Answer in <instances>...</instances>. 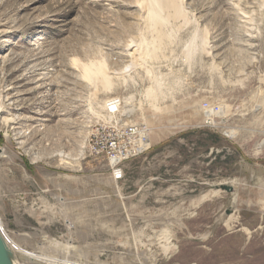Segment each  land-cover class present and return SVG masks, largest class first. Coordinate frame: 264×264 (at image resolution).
I'll use <instances>...</instances> for the list:
<instances>
[{"label":"rangeland","instance_id":"obj_1","mask_svg":"<svg viewBox=\"0 0 264 264\" xmlns=\"http://www.w3.org/2000/svg\"><path fill=\"white\" fill-rule=\"evenodd\" d=\"M141 3L0 0L4 236L19 264H264V0H183L143 63ZM102 59L94 95L81 65ZM117 100L149 129L120 180L86 150Z\"/></svg>","mask_w":264,"mask_h":264},{"label":"bare ground","instance_id":"obj_2","mask_svg":"<svg viewBox=\"0 0 264 264\" xmlns=\"http://www.w3.org/2000/svg\"><path fill=\"white\" fill-rule=\"evenodd\" d=\"M141 4L145 10V15L143 16V24L145 25V32L147 36L149 35V37H147L145 34L142 35L140 40V46L136 45V47H134V51L132 50L133 52L131 55L133 57L138 56L140 62L143 63L145 59L146 60L148 59L150 62L156 60L159 51L162 49L165 41L171 37L170 35H168L170 34V32L168 34L165 33L166 31L164 32V27L168 25L170 21L173 22L177 20H183L185 22H188L187 16L189 12H187L186 8L184 7L183 0H142ZM187 24L185 23V25ZM198 34L197 33L193 34L191 38V42L187 46V50L192 49L195 52V50L200 48L195 42L198 38ZM205 44H206L205 39L202 38L201 49L203 52L206 50ZM2 58L4 57L0 53V61L2 60ZM103 59L97 61L94 60L92 62H89L88 64L86 63L81 65L80 77L92 88L94 95L99 89L110 90L111 87L113 86V80L111 74L108 72L106 63ZM76 61L74 62V64H76ZM146 71L147 73H149L148 69H146ZM153 80L154 83L146 90L147 98L148 97L155 98L158 95L156 94L157 88L159 90V87H161V83L159 82V79L156 75L153 77ZM131 100L132 98H128L126 99V102ZM0 235L3 238V241L5 242L11 263L19 264L17 262V255L13 251L10 243L5 238L1 227H0Z\"/></svg>","mask_w":264,"mask_h":264},{"label":"built area","instance_id":"obj_3","mask_svg":"<svg viewBox=\"0 0 264 264\" xmlns=\"http://www.w3.org/2000/svg\"><path fill=\"white\" fill-rule=\"evenodd\" d=\"M107 109L111 119L91 132L86 150L90 155L106 160L112 177L120 180L125 162L148 150L149 129L142 124H123L116 117L120 109L118 100Z\"/></svg>","mask_w":264,"mask_h":264},{"label":"water","instance_id":"obj_4","mask_svg":"<svg viewBox=\"0 0 264 264\" xmlns=\"http://www.w3.org/2000/svg\"><path fill=\"white\" fill-rule=\"evenodd\" d=\"M231 187H227L226 191H231ZM0 264H12L9 258V254L5 245V242L3 241V238L0 235Z\"/></svg>","mask_w":264,"mask_h":264}]
</instances>
